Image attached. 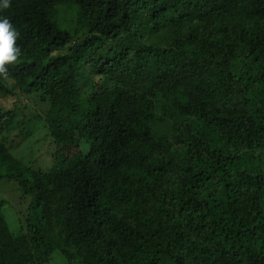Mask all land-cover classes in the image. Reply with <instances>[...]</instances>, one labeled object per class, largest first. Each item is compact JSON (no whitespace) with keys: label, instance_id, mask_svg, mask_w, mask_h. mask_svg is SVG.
Returning <instances> with one entry per match:
<instances>
[{"label":"trees","instance_id":"trees-1","mask_svg":"<svg viewBox=\"0 0 264 264\" xmlns=\"http://www.w3.org/2000/svg\"><path fill=\"white\" fill-rule=\"evenodd\" d=\"M0 15L21 51L0 75L20 220L13 233L0 198V264H264V0ZM31 144L45 167L19 155Z\"/></svg>","mask_w":264,"mask_h":264},{"label":"rangeland","instance_id":"rangeland-1","mask_svg":"<svg viewBox=\"0 0 264 264\" xmlns=\"http://www.w3.org/2000/svg\"><path fill=\"white\" fill-rule=\"evenodd\" d=\"M0 100L2 99L0 98ZM33 139L37 140L36 134L33 137ZM28 143H30V141H28ZM31 146H32V149H29V147L27 146L25 150L24 145H22L20 149L24 150L25 154H19V155H22L23 157H25L24 159L25 164L30 161H35L38 163L39 167H45L48 164L47 160L49 158L44 157L43 159L40 157V152L42 148H40L39 151L36 150L41 145L37 146V148L33 144H31ZM33 152L36 153V156L32 155ZM14 196L15 194H14L13 183H10L5 179H0V198H2L5 201V205L3 207V213L6 216L9 229L13 233H17L20 230V222H19L20 220L18 216V207L16 206V203H18L17 198Z\"/></svg>","mask_w":264,"mask_h":264},{"label":"clouds","instance_id":"clouds-1","mask_svg":"<svg viewBox=\"0 0 264 264\" xmlns=\"http://www.w3.org/2000/svg\"><path fill=\"white\" fill-rule=\"evenodd\" d=\"M10 0H0V9H7ZM19 33L8 17L0 15V75H6L8 67L21 55L17 44Z\"/></svg>","mask_w":264,"mask_h":264}]
</instances>
